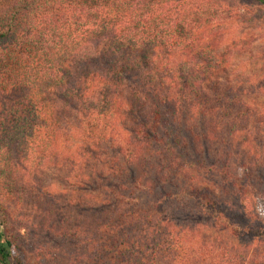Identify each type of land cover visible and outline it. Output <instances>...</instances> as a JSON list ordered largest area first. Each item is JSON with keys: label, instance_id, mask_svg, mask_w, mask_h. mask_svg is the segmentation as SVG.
<instances>
[{"label": "trees", "instance_id": "trees-1", "mask_svg": "<svg viewBox=\"0 0 264 264\" xmlns=\"http://www.w3.org/2000/svg\"><path fill=\"white\" fill-rule=\"evenodd\" d=\"M213 3L0 0V264L20 247L15 183L48 169L96 193L98 216L70 231L88 264H264V176L233 165L239 100Z\"/></svg>", "mask_w": 264, "mask_h": 264}, {"label": "rangeland", "instance_id": "rangeland-1", "mask_svg": "<svg viewBox=\"0 0 264 264\" xmlns=\"http://www.w3.org/2000/svg\"><path fill=\"white\" fill-rule=\"evenodd\" d=\"M212 2L209 9L222 8L226 26L224 46H228L229 58L225 85L231 96L239 100L232 108L235 115H240L235 121L237 133H232L233 165L235 162L260 164L258 173L264 176V3L258 0ZM72 122L71 130L77 139L80 133L77 121L72 118ZM68 177L67 170L48 169L22 178L21 188L15 183L17 199L9 201V211L20 247L13 264H88V257L82 255L86 246L81 242V234L78 232L73 238L70 231L82 228L98 216L94 214L96 193L84 194L72 186L75 181ZM257 184L254 213L264 220V181ZM219 200L228 214H245L236 197L221 195ZM179 213L172 208L163 216L179 220ZM210 236L218 238L213 233Z\"/></svg>", "mask_w": 264, "mask_h": 264}]
</instances>
